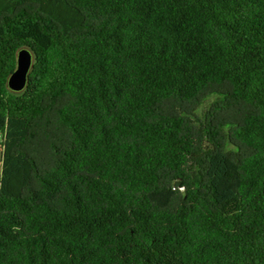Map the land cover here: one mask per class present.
<instances>
[{
  "label": "trees",
  "instance_id": "trees-1",
  "mask_svg": "<svg viewBox=\"0 0 264 264\" xmlns=\"http://www.w3.org/2000/svg\"><path fill=\"white\" fill-rule=\"evenodd\" d=\"M59 1L0 13V264H264V0Z\"/></svg>",
  "mask_w": 264,
  "mask_h": 264
},
{
  "label": "rangeland",
  "instance_id": "rangeland-1",
  "mask_svg": "<svg viewBox=\"0 0 264 264\" xmlns=\"http://www.w3.org/2000/svg\"><path fill=\"white\" fill-rule=\"evenodd\" d=\"M25 3H35L40 10L56 20L65 31L80 28L83 22L75 10L72 11L58 0H0V13H11L17 6ZM206 105V104H205ZM206 107V106H205ZM2 150L0 148V172H1Z\"/></svg>",
  "mask_w": 264,
  "mask_h": 264
},
{
  "label": "water",
  "instance_id": "water-1",
  "mask_svg": "<svg viewBox=\"0 0 264 264\" xmlns=\"http://www.w3.org/2000/svg\"><path fill=\"white\" fill-rule=\"evenodd\" d=\"M32 66V55L23 50L17 57V69L8 80V88L14 93H21L26 86L27 76Z\"/></svg>",
  "mask_w": 264,
  "mask_h": 264
},
{
  "label": "bare ground",
  "instance_id": "bare-ground-1",
  "mask_svg": "<svg viewBox=\"0 0 264 264\" xmlns=\"http://www.w3.org/2000/svg\"><path fill=\"white\" fill-rule=\"evenodd\" d=\"M59 1V0H58ZM61 2V1H60ZM61 3H63V2H61ZM64 4V3H63ZM64 6H66L65 4H64ZM68 9H70V10H72L71 8H69L68 6H66ZM72 11H74V10H72ZM78 17L79 18H81V16L78 14Z\"/></svg>",
  "mask_w": 264,
  "mask_h": 264
}]
</instances>
